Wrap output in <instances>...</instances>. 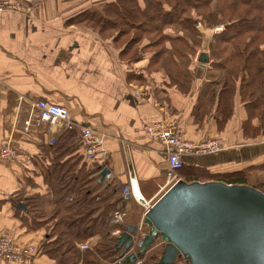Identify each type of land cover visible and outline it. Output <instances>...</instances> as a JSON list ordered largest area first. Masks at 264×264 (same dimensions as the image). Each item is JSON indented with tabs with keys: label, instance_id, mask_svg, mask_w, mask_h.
<instances>
[{
	"label": "trees",
	"instance_id": "trees-1",
	"mask_svg": "<svg viewBox=\"0 0 264 264\" xmlns=\"http://www.w3.org/2000/svg\"><path fill=\"white\" fill-rule=\"evenodd\" d=\"M95 5L99 8L91 5L67 23L109 40L118 59L126 61L128 79L142 84L145 98L159 104L171 91L189 98L193 94L189 84L195 74L189 66L201 40L196 25L222 27L209 46L211 70L194 98V122L200 125L210 117L215 136H220L240 106L245 111L241 140L264 141V0H111ZM45 158L43 191L21 199L24 211L15 207L16 213L26 215L27 232L45 227L36 243L37 256L52 264H129L124 260L135 252L140 264H155L162 250L159 240L144 252L137 245L126 252L117 247L118 238L111 232L118 228L124 233L129 226L112 224V216L129 199L121 196L118 185L98 182L107 164L100 157L85 159L76 132L65 131L47 145ZM253 171L264 172V158L244 170L213 177L184 164L178 175L187 183L213 179L247 185L246 174ZM256 189L264 193V184ZM93 238L98 239L94 247ZM86 241L90 248L80 252Z\"/></svg>",
	"mask_w": 264,
	"mask_h": 264
},
{
	"label": "crops",
	"instance_id": "crops-1",
	"mask_svg": "<svg viewBox=\"0 0 264 264\" xmlns=\"http://www.w3.org/2000/svg\"><path fill=\"white\" fill-rule=\"evenodd\" d=\"M81 3L82 0H33L26 12L0 13V146L10 140L14 148L37 158L31 167L0 160V236L38 243L45 232V227L27 232L26 215L16 213L15 209L23 203L22 198L43 191L41 165L48 162L45 128L41 126L37 131L33 126L25 128L30 103L44 101L62 106L70 112L73 121L91 128L103 139L107 151L101 159L113 176L109 183L118 185L122 196V189L129 185L133 173L140 195L150 205L167 190V163L163 147L148 139L141 127L145 123L170 120L191 141L215 136L210 117L199 125L192 116L193 98L211 69V60L204 68L199 63H191L189 67L195 74L193 98L171 91L160 104L145 96L136 99L133 91L143 88L128 79L126 61L118 59L112 43L88 29L67 23L77 12L75 6ZM244 118L245 111L237 106L226 131L217 136L223 151L210 156L185 157L184 164L203 168L213 177L215 173L234 170V164L264 158L261 152L247 160L238 159L239 147L234 144L243 142L240 127ZM263 144L264 141L245 143L240 150ZM209 181L215 180L203 182ZM122 210L126 214L125 225L136 227L142 223L145 210L132 199L125 200ZM97 243V238L90 241L93 247ZM0 264L7 263L0 259ZM31 264L52 263L41 254Z\"/></svg>",
	"mask_w": 264,
	"mask_h": 264
},
{
	"label": "water",
	"instance_id": "water-1",
	"mask_svg": "<svg viewBox=\"0 0 264 264\" xmlns=\"http://www.w3.org/2000/svg\"><path fill=\"white\" fill-rule=\"evenodd\" d=\"M202 68L209 64L206 53L199 54ZM99 173V183L109 174ZM132 189L141 204L133 173ZM130 199V196H127ZM17 210H25L18 204ZM146 235L137 243L140 252L160 240L162 250L155 264H264V193L249 185L222 181L187 183L170 187L144 214ZM135 227L130 226L117 240L126 252L133 243ZM124 262L137 263L131 253Z\"/></svg>",
	"mask_w": 264,
	"mask_h": 264
},
{
	"label": "built area",
	"instance_id": "built-area-1",
	"mask_svg": "<svg viewBox=\"0 0 264 264\" xmlns=\"http://www.w3.org/2000/svg\"><path fill=\"white\" fill-rule=\"evenodd\" d=\"M31 3L32 0H0V13L26 12L28 10L27 5ZM221 28L222 27L214 30L220 31ZM140 91L142 90L135 89V91H133L136 99L144 98L143 95L140 96ZM25 123V128L27 130L28 128H31V126L36 127V131L39 127H44L48 137L47 143L49 145L55 143L57 135L61 132H76L79 138L80 149L86 160H92L95 157L104 158L107 154L103 139L99 138L91 128L82 126L73 121L69 111L57 104L44 101L30 103V107L27 111V121ZM141 131L148 139L160 144L164 149L167 163L165 170V187H167V190L181 180L178 171L183 167L185 157L216 155L224 149V146L212 136H206V138L200 141H191L185 138L175 121L159 120L157 122L145 123L141 127ZM125 152L128 158L129 149H125ZM0 160L7 164L15 163L30 167L33 164L31 155L14 148L10 140H5L1 144ZM127 163L132 167L129 159ZM112 178V174L109 173L104 177L103 181L109 183ZM122 194L130 196V199L138 205H141L145 210L144 214L155 203L154 202L150 205V203L146 202L139 193L140 198L145 202V204H141L140 200L134 194L131 180L129 185L123 187ZM125 216L126 214L124 210L116 211L112 216V224H123ZM121 234L122 233L118 228L111 232V235L116 238H119ZM145 235L146 233L143 229V225L142 223H139L132 236V244L137 245L138 242L142 241ZM89 248L90 245L88 241L79 246L80 252H85ZM36 254V247L31 241L21 240L10 236H0V259L2 261L13 264H31L33 261L32 258L33 256L35 257ZM136 264H140V262H137Z\"/></svg>",
	"mask_w": 264,
	"mask_h": 264
},
{
	"label": "rangeland",
	"instance_id": "rangeland-1",
	"mask_svg": "<svg viewBox=\"0 0 264 264\" xmlns=\"http://www.w3.org/2000/svg\"><path fill=\"white\" fill-rule=\"evenodd\" d=\"M107 1H111V0H82V3L75 6V10H77L76 13L82 11L88 4H91L92 6H94L93 9H97L99 8L98 5H95V4H100V3H103V2H107ZM32 3H33V0H32ZM76 28H79V29H82L83 27L81 26H77V25H74ZM196 28H197V31L199 32V34L201 35V40H200V44H199V47L197 50H195V56L193 60H191V63L197 65L196 63H198L197 61V57L199 54H201L202 52H205L208 56H209V46H210V43L212 41V38L214 36V34H218L220 33V31H222L223 29L221 28L220 31H215L214 29H217V28H210V27H204L200 24L196 25ZM95 34V33H94ZM210 42V43H209ZM192 65V64H191ZM191 65L189 67H191ZM211 68V67H210ZM190 70V69H189ZM211 69H209L210 71ZM192 74V72H190ZM195 78V76L193 75V78L192 80ZM142 85V84H141ZM141 85H138V87H142ZM187 86V84H185ZM189 86H193L192 83L189 84ZM138 89V88H137ZM151 92V91H150ZM146 90L143 88L142 91L139 92L140 96L143 95L145 96L146 94ZM195 97V96H194ZM190 98H193L192 96H190ZM194 99V98H193ZM215 137V136H214ZM217 138V137H216ZM218 139V138H217ZM220 141V140H219ZM245 144V142H241L239 141V143H235L234 145L235 146H238L239 148V153H238V159L239 160H247L250 158V156H254L255 154H258V153H261V152H264V144L263 145H260V146H257V148H254V149H245V150H240V149H243L241 146ZM248 144V143H247ZM237 149V147H235ZM240 157V158H239ZM243 158V159H242ZM253 162H250V163H241L238 165L237 164H234V168L236 171L237 170H244L246 167H248L249 165H252ZM247 182L254 188H259L261 189L263 184H264V172H260V171H253V172H250V173H247ZM3 236H6V235H3ZM28 241V240H27ZM32 244L37 247V244L35 241H31ZM160 243V240L158 241ZM85 243V242H84ZM83 244V243H82ZM37 257V255H35V257L33 256L32 259H35ZM177 261L178 264H187V261L183 258H179ZM33 262V261H32Z\"/></svg>",
	"mask_w": 264,
	"mask_h": 264
},
{
	"label": "bare ground",
	"instance_id": "bare-ground-1",
	"mask_svg": "<svg viewBox=\"0 0 264 264\" xmlns=\"http://www.w3.org/2000/svg\"><path fill=\"white\" fill-rule=\"evenodd\" d=\"M136 228V227H135ZM136 230V229H135ZM133 244H131V246H132ZM135 253V252H134ZM136 254V253H135Z\"/></svg>",
	"mask_w": 264,
	"mask_h": 264
}]
</instances>
